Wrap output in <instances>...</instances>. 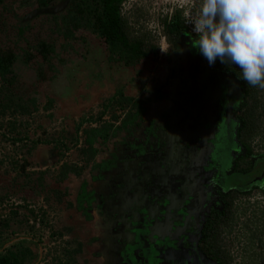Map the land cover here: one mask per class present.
I'll use <instances>...</instances> for the list:
<instances>
[{"label":"rangeland","instance_id":"rangeland-1","mask_svg":"<svg viewBox=\"0 0 264 264\" xmlns=\"http://www.w3.org/2000/svg\"><path fill=\"white\" fill-rule=\"evenodd\" d=\"M43 1H45V4H43ZM73 1L5 0L0 5V48L4 51L12 50L15 55V60L11 65L12 73L6 76L0 73V100L5 98L8 91H14L25 102L31 104L30 107L33 111L29 116H23L22 114V122L16 121L17 125L18 123H21V125L26 124L18 129L20 134L17 132L13 133L10 127V123H13L18 115L13 117L11 112L14 111L6 112V115H1L0 113V153L4 156H10L5 154L10 152L5 147L11 141L13 144L19 143L21 147L28 145L30 149L27 154L29 161L32 162L31 151L39 144V139L44 136L43 127H45L46 121L49 123L46 124V127H51L56 131L53 140H56L60 145L63 142L65 144L62 145L64 155L61 160L65 158V153L68 152H70V157L72 158L74 155L77 156L78 152L75 149L76 138L73 135L71 137L69 130H76L80 124L81 130L79 132L80 134L82 133V137L85 140L84 131L98 125L100 113L104 111V108H101L100 104H103L104 100L113 94L114 90L103 83L105 81L103 79L105 76L103 65L109 64L111 67H114L113 65L115 64L113 63L126 64V62L116 52L112 51L94 27L89 25L90 22L86 17H81L76 10H73ZM154 1L156 0H125L123 7L128 8L129 13H131L132 23L135 24L136 20L148 15V10H152L151 3ZM171 1H180L188 7L193 2H198L200 7L202 2V0ZM151 40L145 42V50L151 53H147L143 57L149 66L151 63L158 62L160 76L164 72L169 74V76L173 74L185 85L187 82L194 83L195 80H198L197 75L193 77L192 70L190 71L191 73L189 72L188 57L182 47L172 42V45L170 44L171 47L165 52L166 55L164 54L165 56L163 57L160 44L154 39ZM43 42L49 46L51 51L48 57H45L42 47ZM191 48V51H195V55L201 56L193 46ZM141 58L134 59L133 62H130V65L133 66L140 63ZM218 63L221 68H224V64L221 65L217 61L216 64ZM203 64L207 68L204 71V75L200 74L199 83H201L202 88L206 86V88L210 87L215 91L216 84L213 83V80L210 82V76H213L214 71H210L209 68L211 67L208 66L204 58ZM212 67L217 69L216 66ZM10 77L16 79V82L12 85L7 81V78ZM169 79H172V77H169ZM160 80L161 78H159V82ZM192 87V84L186 86L189 91L192 90ZM262 91L264 95V89ZM259 95L261 104H264V96ZM208 102L209 100L207 99L206 103ZM211 110L212 107L208 111ZM110 117L111 113L109 112L102 117V120L105 121ZM91 118L98 121L94 122ZM181 119L185 122L187 118L183 117ZM261 119L263 121L260 123L262 126L260 136L264 139L263 116ZM81 123L83 124L81 125ZM197 125H199L198 119L191 118L190 125L186 126V129L190 133H193ZM172 127H174L173 123ZM184 133H186V142L185 144L183 143V146L179 144V146H172L171 148V146H166L160 140H157L158 145L155 152L157 157H155L156 161H154L163 168L162 171L166 170L167 173L162 178H152L155 181L151 184L153 189L152 202L153 205L166 203L165 199L173 202L169 206L168 211L166 210L165 212L168 215L169 222H171L169 218H173V212L178 213L180 210L181 213H192L186 210L185 202L187 201L185 199L187 197L190 200L193 194H197L198 188L201 189L215 184L212 180L213 176L212 178L209 176L212 171L210 167L213 164L215 165L216 161L210 154L205 153V149L200 148L199 142L203 143L202 137H199V142H196V140L192 139V134H189L187 131H184ZM236 133L237 131H235ZM201 135H204V133ZM62 137L65 140H62ZM208 137H210L209 133ZM69 138L73 139V142L69 144L70 146L67 144L69 143ZM77 139L80 141V137ZM234 140L236 141L237 138H234ZM199 150L202 151L200 155L197 154ZM235 150H232V153ZM163 154H166L171 159L175 155L182 161L183 165H180L178 159L175 160L176 162H171L170 164L164 161V164L161 159ZM194 154L197 155L195 156ZM12 155H15L14 151ZM61 160L60 162H62ZM63 161L66 162V160ZM69 161L71 160H67V162ZM77 163L80 166L83 164L81 161ZM174 164H177V166L174 167ZM33 184L31 189L34 191L39 185H37V182ZM161 184L166 186L162 187V192L160 191ZM46 187L48 188L47 185ZM219 189L218 187L217 190ZM259 193H261L260 190L255 189L253 193L241 196L243 199L240 200L238 208L235 210L234 219L229 225H224L222 228V231L226 229L222 232L220 241L230 252L228 256L231 258V264H264V217H262L261 212V209L264 207V198ZM49 194H52L56 197V200L60 201L62 209L58 210L57 208L55 211L54 204L49 203L45 198L46 202L49 203L48 205H50V210L49 213H46L47 223L43 221L39 228L35 225L32 226L30 223L27 224L25 216L27 213L25 211L22 214L15 215L17 219L15 220V227H13L15 228L13 235L15 238L14 245L17 248L19 247V249L30 248L34 251V257L28 260V264H102L100 262V258L102 261V256L98 246L100 243L97 246L94 245L99 239H94L92 235L100 231L98 226L101 224L98 221L103 222L104 215L90 211L91 203L84 190L80 193L84 203L83 210H86L87 214L90 213V218L81 212L79 209L81 207L80 204H78V208L74 206V208L79 209L78 211L73 208L71 210L68 208L67 210L65 209L68 203L67 197L55 195L51 192V189ZM28 198L33 199L31 197ZM141 198L147 202V194L143 193ZM177 198L180 202L177 201ZM244 198H252L254 200L252 207L249 206L248 199L244 200ZM175 204H177V208L179 206L176 211L173 210L176 208H173ZM247 206L249 207L246 210ZM108 213V219H110V215H112L110 213L112 212L108 211ZM93 216H98L95 223L92 222ZM18 218H23L22 221H19L20 223H18ZM114 219H121L123 220L122 222H127L126 216L121 213H115ZM132 219L133 224L137 218ZM119 225L117 224L115 229H113L114 233L120 235L115 240V243L116 245L126 243V248L121 247L126 254L135 248L133 241L135 240L136 243L141 242L142 244L143 241L138 239L139 235L149 231L144 230L146 227L140 229L139 226V229H120ZM95 227L98 231H94ZM19 237H29L31 241L28 242L25 240L26 238L18 240L17 238ZM147 241H150L149 238ZM256 241L262 244L255 246L257 244L255 243ZM247 242L254 244V247L252 248V245H247ZM80 244L82 245V251L78 253L76 251L79 249ZM149 245L152 247L151 242H149ZM122 250L119 254L124 255ZM110 254L112 255V253ZM97 256L99 258H96Z\"/></svg>","mask_w":264,"mask_h":264},{"label":"crops","instance_id":"crops-1","mask_svg":"<svg viewBox=\"0 0 264 264\" xmlns=\"http://www.w3.org/2000/svg\"><path fill=\"white\" fill-rule=\"evenodd\" d=\"M196 39L197 38L189 36L183 28H180L170 35L168 46L162 51V56L164 57L166 55L165 52L171 47L170 44L172 45V42L182 47L184 53H186L188 57L189 72L192 70L193 77H196V75L198 76V80H195L194 83L187 82L185 85L179 78L177 79L175 75L172 74L169 76V74L165 72L160 76L157 65L158 62L151 63L149 66V64L144 61V57L141 58L140 63L133 66L127 63H113L115 64L113 65L114 67H111L109 64L103 65L105 71V76L103 77L105 81H103V83L111 87L114 91L112 95L106 98L108 100L105 99L103 104H100L101 108H105V104L110 105L113 103L115 98H119L120 95L135 101H143L147 111L141 125L134 127L133 131H128L127 129L118 131L117 136L114 137V130H110L108 140L102 141L101 144L96 145L99 147V152L95 159L87 162V160L85 161L77 158L78 155H74L73 158H70L71 161L65 162V164L68 163L70 166L75 164L78 165L81 169L80 172L76 174L72 171L67 176H62L61 170H55V167L60 163L64 152L60 149L59 143L54 142L53 139L56 131L51 127H46V124H49L46 121L45 127H43L44 129L42 128L44 130V136L39 139V144L32 149V162L30 161L31 165H28V168L25 170L22 169V172H18L17 166L14 164L7 165L4 161L0 160V201L8 195V192L12 188L16 191H19L20 188V192L26 195L27 198L31 197L39 200L41 194H43L44 198H46L49 203L54 204L55 211L57 208L61 210L60 201L56 200V197L52 194H49L51 189L53 194L67 197L68 203L65 209L68 210L69 208L71 210L73 208L78 211V199L81 191L85 190L86 193L93 194L95 198L91 202L90 211L92 213H102V215H104L103 222L98 221V223L100 222L101 224L98 226L100 231L92 235L94 239H103L102 242L98 240L97 243L94 244L96 246L98 243L101 244L98 245L99 250L102 247L105 248V245L114 244V242L110 240L111 235L109 231H111L112 228L111 222H109L110 219H108V211L112 212L110 214L113 215L115 213H121L126 216V220L128 219L127 222H122L123 220L121 219L118 220L120 229H137L138 226L133 227L134 223L129 227L127 226L132 222L131 215H145L148 213L151 217L153 215L157 216V218L155 217L156 221L153 225L154 227H151L153 233L159 234L157 232L158 230L164 232V221L159 219L158 214L163 215L166 210L168 211L169 206H171L173 202L169 199H165L167 202L162 204L157 203L153 205L152 202L153 189L151 184L154 179L159 177L162 178V176L167 173L166 170L162 171L163 168L155 162V157H157L155 153L157 149L156 146L158 145L157 140H160V142L166 146H171V148L172 146H179V144L183 146V143L185 144L186 142V133H184V131L193 135L198 132L190 133L186 129V126L190 125L191 118L199 119L202 109L205 108L208 111L214 102V95H212L214 90L210 87L202 88L201 83H199L200 74L204 75V71L207 67L203 64V58L199 55H195V51H191V47L194 46L193 42ZM211 68L214 69L213 67ZM183 69L185 68L183 67ZM169 77H172V79H169ZM159 78H161L160 82ZM191 84L193 87L192 90L189 91L186 86ZM209 91H211V93H209ZM207 99L209 100L208 103H206ZM110 110L111 108L109 107L107 111ZM118 114L121 115L122 111H118ZM183 117L187 118L185 122L181 119ZM106 120L110 121V118ZM172 123L174 127H172ZM97 126L98 125H95L91 127V129ZM69 133L71 137L72 135L74 137L76 130H69ZM72 140V138H69L68 145L73 142ZM29 149L28 147V150ZM174 157L177 158L175 155ZM161 159L163 163L164 161L167 164H170L171 161L173 162L166 154H163ZM78 161H81L83 164L80 166L77 163ZM111 161L116 162V169L109 171H106V168H103L104 170L100 169L101 165H104V167L111 165ZM180 165L182 166L183 164L180 163ZM57 171H60V173L58 174ZM36 182L39 186L33 191L31 188L32 185H34L33 183ZM162 187L166 186L161 184L160 191ZM29 190L32 193H30ZM143 193L145 195L147 194V202L141 198ZM158 193L157 190V194ZM185 200L188 202V197ZM177 201H179L178 198ZM187 202H185L186 207ZM74 206L77 208H74ZM175 207L177 208V204H175L173 208ZM70 212L72 213V211ZM81 212L84 213V210H81ZM106 214L108 215L105 216ZM15 215L16 214L13 213L7 220H2L0 216V255L6 254L14 245L15 238L13 235L15 228L13 227H15V220L17 219ZM97 218L98 216H93L92 222L95 223ZM18 219V223H20L19 221H22L23 218ZM150 220L152 219L150 218ZM94 226L96 225L94 224ZM95 230L98 231L96 227L94 231ZM117 236L119 237L120 235L118 234ZM23 238H26L25 240L28 242L31 241L29 237H19L17 239L24 240ZM103 260L107 261V258L102 257V261ZM102 261L100 258V262Z\"/></svg>","mask_w":264,"mask_h":264},{"label":"flooded vegetation","instance_id":"flooded-vegetation-1","mask_svg":"<svg viewBox=\"0 0 264 264\" xmlns=\"http://www.w3.org/2000/svg\"><path fill=\"white\" fill-rule=\"evenodd\" d=\"M215 66L217 69H210L214 71L213 76L211 75L210 77V82L213 80V83L216 84V89L212 92V95H214V102L211 105L212 110L208 112L207 109H202L198 119L199 125L195 126V132L198 131V135L195 132L196 135L192 134V139L196 140V142H199L198 138L202 137L203 143L199 142L201 145L200 148L205 149V153L210 154L216 161V164H213V166L210 167L212 171L209 176L211 178L213 176L212 180L215 184L208 187L205 186L201 189L198 188L197 194L192 195V198L188 201V208H186L187 211L189 210L192 213L185 215V224L176 222V220L175 224H173L174 218L171 219L170 217L169 220L171 222L169 229L164 232L158 230L157 232L159 234H155V232L153 233L151 230V227H154L153 225L157 216L153 215L151 217L148 213L145 215L136 214L135 216L132 214L131 219L133 217L137 218L134 225L139 226L140 229L146 227L144 230H149V233L146 232L145 234H140L138 239L143 241V243H136L134 240L135 248L130 250V253L128 252V254L125 253L124 249H121V247L126 248V243H121L122 245H116L115 243V240L118 238V233H114L113 229H115V226L120 223L118 221L119 219H114L113 214L110 215L111 218L109 222H111L112 228V230L109 231L112 238H110V240H112L114 244L105 245V248L102 247L103 249L101 248L102 250H99L101 256L107 258V261L103 260L102 264H225L223 256L226 257V255H228V249H226L220 241L222 228L225 225L222 222V216L228 208V203L231 199L234 200L233 209L235 215V210L237 209L236 206L240 200L243 199L241 196L248 193L251 194L255 189L260 190L261 193L264 191V185H262L264 183V139H258L260 143L259 147L263 149L257 152L253 146L255 137L250 139L243 134L245 128L243 116L252 104L247 100L248 94L244 90V85L239 78L238 71H234L232 68L229 69V66H225L226 68H221L218 64H215ZM232 80H236L240 84L242 94L240 98H228L227 101L232 110L231 114L230 112L228 113L230 116L227 119L229 129L231 128L229 133V135L231 134V138L227 144H230L231 147H238L241 151L235 150L232 153V151L230 152L227 150L229 152L228 158L232 166L229 171L223 173L219 168V162L216 160L218 159L217 149L220 142L217 138V132L220 127V120L224 116L223 112L221 117L220 103L225 101V96L222 95V88H220V86L222 85V82L230 84ZM261 108H263V104L259 105L258 110L260 111ZM256 117L258 118V115ZM235 131H237V135L235 134ZM202 133H204V135H201ZM208 133L210 134V137H208ZM234 138H237V140L235 141ZM198 152L197 154L200 155L202 151L199 150ZM197 154L194 155L196 156ZM176 159L178 158H172L173 162H176ZM178 162L182 163L180 159H178ZM175 166H177V164H174V167ZM253 177L255 178L253 179V182L247 185L246 182H249ZM218 187L220 188L219 190H217ZM244 200L247 199L244 198ZM261 210L262 217H264V207ZM164 214L166 215V213ZM163 215L158 214L159 219ZM234 215L231 221L234 219ZM150 218L152 220H150ZM131 221L133 222V219ZM132 222L127 226H131ZM211 223H213L218 230L215 235L216 238L219 239V241H216L219 246H214V248H217V253H212L211 249L206 248L205 244V231ZM148 238L150 241H147ZM102 240L100 241L102 242ZM149 242L152 243V247L149 245ZM216 242L214 244H216ZM255 243H257L255 246H260V244H262L257 241ZM247 245H252V248L254 247V244L249 242H247ZM220 249L223 251L226 250V254L224 253L223 256L220 255L218 252ZM121 250L124 255L119 254ZM110 253H112V255ZM96 258L99 257L97 256Z\"/></svg>","mask_w":264,"mask_h":264},{"label":"trees","instance_id":"trees-1","mask_svg":"<svg viewBox=\"0 0 264 264\" xmlns=\"http://www.w3.org/2000/svg\"><path fill=\"white\" fill-rule=\"evenodd\" d=\"M124 1L125 0H74L73 10H76V12L81 15V17H86L90 22L89 25L94 27L99 36L110 46L112 51L116 52L118 56L122 60H125L127 64H131L130 62H133L134 59L141 58L147 53H151L150 51L145 50V42L147 40H151L152 38L146 33H142L141 30L136 29L133 25L130 24L129 20L126 17H123L121 15V9ZM4 2L5 0H0V5ZM43 4H45V1H43ZM180 27H183V23L181 20V15L180 13H178L172 25L171 32L173 33L175 30L178 31ZM42 47L45 53V57H48L49 52H51L49 46L43 42ZM14 60L15 55L12 50L4 51L0 48V73L4 76L12 73L11 65L13 64ZM225 66H229V69L232 68L234 71H238V75L240 76V70L235 65L227 63L224 64L223 67ZM7 81L12 85L16 82V79L14 77H10L7 78ZM242 83L244 85V90L248 94L247 100H249L252 104L243 116V121L245 124L244 135L250 139H253L255 136L261 134L262 126L260 125V123L261 121H263L261 119L262 116L264 119V104L262 110L259 111V105L262 103L260 102L259 94H261L262 96L264 95L262 89L258 87H251L247 84V82L244 81H242ZM261 91L262 93H260ZM30 105L31 104L25 102L23 98L14 93V91H8V93H6L5 95V98L0 100V113L1 115H6V112L14 111L11 112V115L16 114L20 116L23 114V116H29L33 112ZM145 106L146 105L143 101H135L131 98L124 97L123 95H120V97L117 99L115 98L113 103H111L110 105L105 104L104 111L100 113L99 121L97 119L91 118V120H94V122L98 121V126L93 129H87V131H84L86 138L84 140V145H82L81 147H77L78 144H76L79 143V140L77 138L80 137L79 131L81 130V128L79 124L76 128L77 132L75 135V149L78 152V158L85 161L87 160V162L95 159L97 153L99 152V147L96 145L101 144L102 141L108 140L110 136V130L113 129V136H117L118 131H122L125 129H127L128 131H133L134 127L140 126L147 111ZM109 107L111 108V111H109L111 113L110 121H103L102 117L105 114L109 113L107 111ZM113 108L115 109L113 110ZM117 110L122 111V114L119 115ZM257 115L258 118L256 117ZM16 121L17 120H15L13 123H10V127L13 133H19V127ZM82 124L83 123H81V125ZM25 125L26 124H24L23 126ZM62 140H64L63 137ZM54 142L57 141L55 140ZM62 145H65L64 142L62 143ZM62 145H60L59 143L60 149H62ZM63 155L64 154H62V156ZM27 163L28 162L26 161L25 165L22 166V169L25 170L27 168ZM111 163V165L105 167L104 165H101L100 169L102 170L103 168H106V171L116 169V162L111 161ZM60 170L62 176H67L72 171L77 174L81 169L76 164L70 166L68 165V163H66ZM57 172L58 174L60 173V171ZM249 194L250 193L246 195ZM262 194H264V191L262 192ZM86 195L88 196V200L90 203L93 199H95L93 194L86 193ZM78 201L81 205L79 209L83 210L84 206L82 205L84 203L82 201L81 195L79 196ZM233 202L234 200L231 199V201L228 203V208L222 216V222L225 225L230 224L231 219L234 215ZM84 214L88 218L91 217L90 213H86V210H84ZM43 221L47 223L46 214L44 215ZM216 232H218V230L213 223H211V225H209L205 231L206 248L211 249L212 253H217V248H214V246H219L216 242L217 240L219 241V239L216 238ZM215 242L216 244H214ZM220 250L218 251L220 255L223 256L224 253L226 254V250H221V252ZM81 251L82 245L80 244V247L76 252L80 253ZM33 257L34 251L32 249L27 248L23 250L19 249V247L17 248V246L14 245V247L10 248L6 254L0 255V264H28V260L32 259ZM223 259H225V264L232 263L231 258L228 255H226V257L223 256Z\"/></svg>","mask_w":264,"mask_h":264},{"label":"clouds","instance_id":"clouds-1","mask_svg":"<svg viewBox=\"0 0 264 264\" xmlns=\"http://www.w3.org/2000/svg\"><path fill=\"white\" fill-rule=\"evenodd\" d=\"M186 18L197 36L193 47L208 66L231 63L240 70L242 81L264 89V0H202L198 12ZM171 30L172 26L169 35ZM254 139L263 140L260 135ZM247 202L254 204L252 198Z\"/></svg>","mask_w":264,"mask_h":264},{"label":"built area","instance_id":"built-area-1","mask_svg":"<svg viewBox=\"0 0 264 264\" xmlns=\"http://www.w3.org/2000/svg\"><path fill=\"white\" fill-rule=\"evenodd\" d=\"M125 4V3H124ZM121 9V15L126 17L130 24L133 25L136 29L141 30V32L146 33L152 39L156 40L158 44L164 50L168 43V36L171 29V26L174 23L175 16L178 12L181 13V20L183 23L184 31L191 37L197 38L196 34L192 32V26L188 24L186 16L189 14H195L199 10V4L192 3L190 7L181 3L180 1H171V0H156L151 3L152 10H148V15L146 17L136 20L135 24L132 23L131 13H129L128 8L123 7ZM16 116L13 115V117ZM22 115L16 116V120L19 122L22 120ZM13 118V120H15ZM21 123H18V127H22ZM84 144V139L82 137V133L80 134V141L77 147H81ZM253 146L255 147L256 151L260 148L259 140L256 139L254 141ZM28 145L20 146L19 143L13 144V142H8L5 148L10 151L6 155H10L9 157L2 155L0 153V160L4 161L7 165L14 164L18 168V172H22V166L25 165L27 161V168L30 164L28 158ZM1 149V148H0ZM13 151L15 155H12ZM14 156V157H13ZM70 152L65 153V158L63 160H69ZM55 167V170H60L61 167L65 164V161L58 163ZM35 168V167H34ZM39 168V166H38ZM50 207L46 202L44 196L42 195L39 200L27 198L26 195L15 189H11L8 192V195L0 201V216L2 220H7L11 217L13 213L22 214L24 211L27 213L26 221L27 224L35 225L36 227H40L43 223V218L46 213H49Z\"/></svg>","mask_w":264,"mask_h":264},{"label":"water","instance_id":"water-1","mask_svg":"<svg viewBox=\"0 0 264 264\" xmlns=\"http://www.w3.org/2000/svg\"><path fill=\"white\" fill-rule=\"evenodd\" d=\"M220 88H222L221 90V93L222 95L225 96V101L220 103L221 105V117H222V114L224 112V116L221 118L220 120V127H219V130L217 132V138L218 140L220 141L219 144H218V149H217V153H218V156L216 159L218 162H219V168L221 171H223V173H225L226 171L230 170L231 168V163H230V160L228 158V151L229 150L230 152L232 150H240L238 147H231L230 144H227L229 143V139L231 138V134L229 135L230 133V129H229V126L227 124V119L229 118L230 114L232 113V110L230 108V104L227 102L228 101V98H240L241 97V94H242V88L240 86V84L236 81V80H232V82L229 83H225V82H222V85L220 86ZM230 112V114H228ZM226 120V122H225ZM253 179H255L254 177L251 178V180L247 183L250 184L251 182H253ZM178 208L176 209H173V210H177ZM185 212H182L179 210L178 213H174L173 212V218H174V223L175 224V220L176 222H180L181 224H185ZM160 219H162L164 222H163V225L164 226V229L167 230L169 229V221H168V217H167V214L163 215ZM161 220V221H162ZM177 224V223H176Z\"/></svg>","mask_w":264,"mask_h":264}]
</instances>
